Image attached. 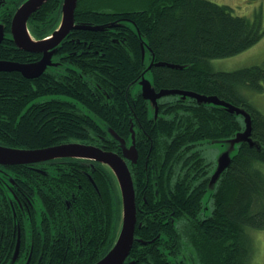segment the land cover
<instances>
[{
  "label": "trees",
  "instance_id": "trees-1",
  "mask_svg": "<svg viewBox=\"0 0 264 264\" xmlns=\"http://www.w3.org/2000/svg\"><path fill=\"white\" fill-rule=\"evenodd\" d=\"M22 1L8 0L1 7L0 24H7L6 34ZM62 2L47 0L31 14L28 27L36 38L56 27ZM108 4L111 7L104 9ZM122 17L134 26L119 24ZM74 25L56 51L67 54L66 63L80 75V93L74 96L91 115L72 116L66 122L60 115V120L50 119L51 104H58L41 100L72 94L69 84L57 75L26 78L11 69L0 73V145L25 150L49 147L62 127L66 141L104 144L118 152L119 142L110 131L129 141L132 126L138 157L129 168L137 224L141 223L135 236L147 243L134 241L128 259L133 264H164V249L170 262L177 258L187 264L182 254L189 257L191 249L193 264H248L247 229H264V115L248 102L244 91L263 90L264 61L231 71H214L209 61L254 45L264 35L261 21L235 15L227 5L209 0H77ZM123 28L134 38L122 33L126 38L118 39L115 30ZM141 36L154 61L145 73L156 91L215 95L243 106L251 116L249 136L259 146L241 142L213 188L209 187L212 162L198 145L230 138L242 123L221 106L178 94L159 99L158 115L151 116L148 101L133 90L147 67L141 60ZM14 49L18 50L0 46V58L14 60ZM159 61L182 68L154 64ZM94 89L99 93L91 94ZM37 119L41 121L34 127ZM102 128L108 129L107 135ZM89 162L63 159L49 175L31 174L25 165H16L12 174L24 181L25 191L28 185L40 190L43 211L42 221L29 224L31 228L21 224L22 231L31 232L28 246L20 249L25 258L31 254L28 264H93L114 244L121 217L118 186L109 168ZM172 216L178 226L171 225ZM5 250L0 264L8 260Z\"/></svg>",
  "mask_w": 264,
  "mask_h": 264
},
{
  "label": "water",
  "instance_id": "water-1",
  "mask_svg": "<svg viewBox=\"0 0 264 264\" xmlns=\"http://www.w3.org/2000/svg\"><path fill=\"white\" fill-rule=\"evenodd\" d=\"M47 0H26L23 2L13 14L11 20V34L15 45L28 52H42L54 48L59 44L62 38L75 27L74 25V9L77 0H63L62 2V15L61 22L58 28L52 32V36L41 40L35 41L31 38L26 39L25 34H28L26 22L30 15L35 12L44 2ZM77 27V26H76ZM93 29H100L102 27L95 26H82ZM3 38V28L0 25V42ZM143 51V48H142ZM157 66L165 65L171 68H182V65L173 64L168 62L159 61L154 63ZM153 65L152 61L149 66ZM11 69L21 70L20 66L0 68V70L9 71ZM22 72V70H21ZM24 75V72H22ZM38 74V73H37ZM30 75V76H35ZM28 76V75H27ZM142 86L141 92L145 99H148L153 103L154 111L157 113L158 105L157 99L167 94H179L181 97H193L199 103H211L214 105H227L231 102L221 100L215 95H205L192 91L180 90V89H162L156 91L147 79L142 78L140 80ZM219 104V105H218ZM223 108V107H222ZM227 112H232L233 107L224 108ZM251 128V116L246 128V137L241 142L248 141L250 145L259 146L258 142L252 141L250 138ZM131 138L132 143L129 147L126 146L123 138H119L114 132L112 134L119 141L122 154L119 155L113 151L104 150L101 147L83 144V143H68L59 146H52L41 149L25 150L14 149L0 145V164H29L42 160H49L56 157H81L91 159L106 165L116 178L120 198H121V226L117 236V239L112 248L103 256L100 260L94 264H123L124 260L128 256V253L132 247L134 241V232L136 227V205L135 195L133 188V181L130 170L128 168L126 160L129 159L132 163L137 161V149L135 146V135L131 126ZM240 142V143H241ZM231 155L228 151L222 152L217 161L216 167L210 176L209 187L213 188L220 174L229 166ZM145 244V241H140Z\"/></svg>",
  "mask_w": 264,
  "mask_h": 264
},
{
  "label": "flooded vegetation",
  "instance_id": "flooded-vegetation-1",
  "mask_svg": "<svg viewBox=\"0 0 264 264\" xmlns=\"http://www.w3.org/2000/svg\"><path fill=\"white\" fill-rule=\"evenodd\" d=\"M8 4V0H1V5H0V10L1 7L6 6ZM59 22V21H58ZM128 23L130 22L132 25L133 23L131 22V20H129V18L127 17H122L121 21H118V23ZM4 23V21L2 22ZM3 25H7V24H3ZM5 27V26H4ZM6 29V28H5ZM115 33L117 34L118 39L119 38H126L125 35L129 36L130 38H134V36L132 34H128L126 32V28H123L121 30L117 29L115 30ZM124 33V34H122ZM40 39V38H37ZM113 41H117V38L113 37L112 38ZM74 40V39H71ZM79 39H76V43H79ZM14 41L12 40L11 36L9 35V33H7L3 39V41L1 42L0 46L5 45L9 48H14L16 47L15 44H13ZM17 48V47H16ZM18 49V48H17ZM17 54L16 56H13V58H15L14 60L12 58H6L4 60H10V61H15L17 63H29V62H33V61H37L39 60L42 55H43V51L42 52H28V51H24L21 49H14ZM50 51V50H49ZM143 51L141 50V53ZM61 52L56 51L54 53L55 56L58 57V60L60 61L59 63L61 64V70L59 71H52V70H46V71H41L39 73H43L46 76L53 74V75H57L59 76L62 80H64L68 85V87H70V89L72 90V94H70L69 92L64 93V95H60L59 97H49V98H44L41 100V102H52L55 101L58 104V107L54 104H51V106L53 105L54 108L50 110V112H54L52 118L50 119H64L65 122L68 118H71L72 116H75L76 118L81 117V116H85L86 115H91L87 110V108H85L83 106V104L77 99L76 96H74V94L76 93L77 95L80 93V84L78 83V81L80 80V75L76 72L75 68L73 67V65L71 64H67V54H60ZM73 54V50L69 51V55ZM143 56V54H141ZM24 56V57H23ZM71 61V59H69ZM153 60V59H152ZM154 62V61H152ZM3 72H8L5 70H0V73ZM60 73V75L57 74ZM38 73V74H39ZM22 74V77H35V76H30V75H24L22 72L20 73ZM37 74V75H38ZM139 79L136 81L135 85H139L138 84ZM56 82V81H55ZM80 82V81H79ZM62 87H66V86H62ZM98 88H100L99 86H96ZM138 86V90H136L137 93H140ZM135 91V90H134ZM135 92V93H136ZM95 93H99L98 90L94 89L91 91V94H95ZM38 102V103H41ZM35 104V103H33ZM49 105H47L48 107ZM50 106V107H51ZM69 107V109L67 108ZM87 109V110H86ZM93 110V109H91ZM58 112L60 114H58ZM85 112V113H83ZM127 113H129V108H127ZM60 115V119L59 116ZM70 115V116H69ZM50 116V114H49ZM123 116V115H121ZM130 116L128 115L127 118H129ZM107 122V121H106ZM96 129V128H94ZM64 130L62 129V127L60 128L59 131H56L54 133V137L56 138L55 143L52 146H59L62 144H68V142H74V141H78L79 143H88V142H80L79 140H70V141H66L63 137L64 134ZM89 130V129H87ZM100 131V129H97ZM102 130L105 132L108 129L107 128H102ZM103 131L101 133H103ZM106 133V132H105ZM103 133V134H105ZM107 135V133L105 134ZM125 138H127V130L125 132ZM126 146L128 147L131 143V138L129 141H127V139L125 140ZM91 145H95V146H99L101 148H103L104 150H107L104 147V144H98V143H88ZM117 149L120 151L118 152V154H121L122 151L121 149L118 147L117 143H116ZM107 151H111V150H107ZM72 158H76L79 159L80 161H87V163L91 164L89 161H95V160H91V159H86V158H81V157H56V158H52L49 160H45V161H39L36 163H30V164H19V165H25V171L26 172H31V174H41V175H49L50 173L52 174V168L57 169V163L59 161H63V159H72ZM98 162V161H96ZM128 168H129V164L132 163L129 159L126 160ZM100 163V162H98ZM102 164V163H100ZM93 165V164H92ZM15 167L16 165H5V164H0V226L2 228H0V263L3 262L4 260V250L6 251V255L8 260H5L3 264H28L31 254L28 255V258H25L24 256L21 255L20 249L21 248H26L27 242L28 240L31 239V236H29L31 234V232H25V229L27 227H30L29 224H32L33 222H41L42 221V216H43V211L41 209V205H40V194H39V189H35V187L33 185H28L29 190L25 191L26 187H23V180H17L16 175L12 174V172L14 173L15 171ZM130 170V168H129ZM134 188V185H133ZM134 195H135V191H134ZM165 223H168V221L166 220ZM170 223L172 226H178V219L176 216H172V219L170 220ZM21 224L22 225H26V228L22 231L21 230ZM141 226V223H138ZM139 226V227H140ZM31 228V227H30ZM161 231H164L163 229ZM136 239H140L139 237L135 236V240ZM24 241V242H22ZM8 250H12V253H8ZM22 253H24L23 250H21ZM5 256V255H4ZM162 256H163V262L164 264H183L182 260H177V258H172V261L170 262V260L167 258V252L163 249L162 250ZM182 257L185 259V261L187 262V264H193L191 257L186 256L185 254H182ZM161 261V260H160ZM133 264L134 261H130L128 259V257L126 258V260L124 261L123 264Z\"/></svg>",
  "mask_w": 264,
  "mask_h": 264
},
{
  "label": "rangeland",
  "instance_id": "rangeland-1",
  "mask_svg": "<svg viewBox=\"0 0 264 264\" xmlns=\"http://www.w3.org/2000/svg\"><path fill=\"white\" fill-rule=\"evenodd\" d=\"M219 5H227L232 9L233 14L239 16H245L251 20L259 19L264 27V0H209ZM111 5H107L103 7L104 9L110 8ZM124 7V6H119ZM127 8V7H126ZM127 24L132 25L130 22ZM142 37V36H141ZM142 41L145 46V51L141 54V60H145V63H149V59H153L149 57L148 48L146 46L145 39L142 37ZM142 50V49H141ZM153 61V60H152ZM264 61V35L262 38L257 41L254 45L247 48L246 50L224 58H214L210 59V65L214 71H231L242 67H248L252 65H261ZM58 57L54 55L52 51L45 52L42 57L33 62L29 63H17L15 61L3 60L0 58V68L7 67H16L20 66V69L27 75H34L41 71L52 70L59 71L61 70V64L59 63ZM148 73V72H147ZM145 73L143 75L144 79H147L151 86V76L150 74ZM138 85L134 86L133 90H137ZM245 96L248 99V102L254 106L258 111H260L264 115V85L263 90L261 92H254L246 89L244 91ZM49 97H59L60 96H48ZM227 105H219L223 108L233 107L232 112L240 119L242 123V128L238 130L232 137L225 139H217L211 142H202L198 145L202 150L206 158L212 162V166H216V161L219 155L228 151L230 155L234 154L237 151L238 145L240 142L246 137V128L248 122L250 121V114L243 106H237L235 104L228 103ZM149 114L153 117L158 115V112L155 113L153 103L149 101ZM41 119H37L36 125L40 123ZM97 121L103 125V123L97 119ZM37 129V128H36ZM264 172V168H263ZM247 234L249 237V241L251 244L250 255L248 258V264H264V229H247ZM194 253L192 252V256ZM196 263V261H195ZM230 263V262H229Z\"/></svg>",
  "mask_w": 264,
  "mask_h": 264
},
{
  "label": "bare ground",
  "instance_id": "bare-ground-1",
  "mask_svg": "<svg viewBox=\"0 0 264 264\" xmlns=\"http://www.w3.org/2000/svg\"><path fill=\"white\" fill-rule=\"evenodd\" d=\"M25 38H26V39H29V38H30V36H28L27 34H25ZM185 97H186V96H185ZM185 97H184V98H185ZM180 98H182V99H183V97H180ZM131 134H132V133H131ZM124 141H125V140H124ZM131 143H132V140H131ZM131 143H130V145H131ZM121 154H122V153H121ZM121 154H119V155H121ZM137 157H138V154H137Z\"/></svg>",
  "mask_w": 264,
  "mask_h": 264
}]
</instances>
